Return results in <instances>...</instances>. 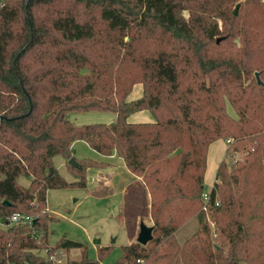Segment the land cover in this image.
<instances>
[{
  "label": "trees",
  "instance_id": "trees-1",
  "mask_svg": "<svg viewBox=\"0 0 264 264\" xmlns=\"http://www.w3.org/2000/svg\"><path fill=\"white\" fill-rule=\"evenodd\" d=\"M89 110L117 118H69ZM142 110L153 120H129ZM218 139L230 140L233 165L221 162L211 188L213 235L203 193ZM77 140L124 159L136 177L127 198L154 221L148 244L123 245L109 264H264V0H0V264L99 263L49 259L83 244H49L48 190L86 187L88 169L109 165L77 157ZM16 211L32 222L12 224ZM197 212L201 242L179 245L174 233ZM98 249L102 261L111 246Z\"/></svg>",
  "mask_w": 264,
  "mask_h": 264
},
{
  "label": "rangeland",
  "instance_id": "rangeland-1",
  "mask_svg": "<svg viewBox=\"0 0 264 264\" xmlns=\"http://www.w3.org/2000/svg\"><path fill=\"white\" fill-rule=\"evenodd\" d=\"M236 7L237 5L233 7L234 10ZM141 88V84H137L129 97L133 99L137 95L140 96ZM227 110L232 116H236V111L229 102L227 103ZM141 114H149L151 120L153 119V115L146 110L143 113L136 112V114H132L129 120L136 119ZM69 118L77 125L111 123L116 120L117 114L112 111L101 110L73 111L69 114ZM77 141L79 142L75 145L76 153H78L77 157L95 159L96 155L99 156V153L88 146L85 141ZM239 154H236L234 158L239 157ZM232 157L233 155L229 153L227 158L224 159L229 169L233 165ZM64 160L67 163V159L62 155L54 157V163L60 173L68 182H72L76 178L68 171ZM89 170L87 171L88 183H90ZM30 181L31 177L29 176L23 175L19 178V182L24 186H28ZM204 188L205 191L211 189L207 182L204 184ZM95 189L94 185L88 184L86 187L72 185L48 190L47 208L49 214L54 218L49 223V244L56 246V243L61 238L72 239L83 244V247L59 248L51 252L50 254L55 256L58 263L84 261L109 264L115 262L121 256L123 245L138 242L137 237L142 221L149 226L154 225L149 204L142 205L141 203L130 201L128 198L124 201L120 190L110 196H101L94 193ZM207 219L214 235L216 224L211 220L209 213L207 214ZM200 229L201 223L198 212L193 213L174 233L175 240L179 245H182L187 239H194L200 243L202 239ZM96 239H99L100 243H95ZM167 243L168 240L165 238L163 245ZM106 246H111L110 252L104 260H98V248ZM40 254L44 257L47 255L45 250L40 251ZM240 262L241 264H246L244 259L240 260ZM161 264H167V259H164Z\"/></svg>",
  "mask_w": 264,
  "mask_h": 264
},
{
  "label": "crops",
  "instance_id": "crops-1",
  "mask_svg": "<svg viewBox=\"0 0 264 264\" xmlns=\"http://www.w3.org/2000/svg\"><path fill=\"white\" fill-rule=\"evenodd\" d=\"M140 94H141V91H140ZM138 96L139 95H137V97ZM138 112L143 113V112H146V110H142ZM150 120H151V117L149 116V114H141L137 116L136 119H133L130 121L140 122V121H150ZM78 143H79L78 141H74L72 143V147L74 149L76 156H78L77 155L78 153H76L75 145H77ZM86 144L90 146L88 142H86ZM228 144L229 143L227 140L218 139L216 141H213L209 145L208 155H207V169L205 172L204 184L207 182L210 188H212L214 182L216 181V175H217V170H218L219 165L221 164V162L224 161L225 158H227ZM98 155L99 156L97 155L95 156L97 160L107 161L109 165L105 168L90 169L92 170V173H90L89 171L90 173L89 182L90 183L88 184L94 185V188H96L94 190V193L96 195H101V196H110V195H113L116 191L120 190L123 200L125 201V199H127L126 188L128 184L132 182L136 177L132 174V172L129 171V169L127 168L124 162V159L118 156L116 153L111 156H105V155H102L101 153H99ZM64 163L66 164L65 160H64Z\"/></svg>",
  "mask_w": 264,
  "mask_h": 264
},
{
  "label": "water",
  "instance_id": "water-1",
  "mask_svg": "<svg viewBox=\"0 0 264 264\" xmlns=\"http://www.w3.org/2000/svg\"><path fill=\"white\" fill-rule=\"evenodd\" d=\"M238 9H239V4L237 5L236 9L234 10V13L237 15L238 14ZM257 77H258V80H259V83H262V80L260 79L259 77V73H256ZM69 162L71 164H73L74 166H78V161L74 158H70L69 159ZM90 173H92V170H89ZM91 178V176H90ZM4 203L6 204H9V201L8 200H5ZM153 230H154V226H149L147 225L144 221H142L140 223V230H139V234H138V237H137V241L139 243H141L142 245H146L148 244L149 241H151L154 237L153 235ZM95 243H100V240L99 239H96L94 241Z\"/></svg>",
  "mask_w": 264,
  "mask_h": 264
},
{
  "label": "built area",
  "instance_id": "built-area-1",
  "mask_svg": "<svg viewBox=\"0 0 264 264\" xmlns=\"http://www.w3.org/2000/svg\"><path fill=\"white\" fill-rule=\"evenodd\" d=\"M229 141L230 140H228V142ZM210 194H211V189L208 190V191H204V193H203V200H204V206H203V208L205 209V211L207 212V214L209 212L207 205H208V202L210 200ZM9 220H10V222L12 224H20V223H26V222L31 223L32 222V218L30 217V215H26V214H23V213L18 212V211L14 212L9 217ZM49 259L57 262V259L55 258V256L53 254H49Z\"/></svg>",
  "mask_w": 264,
  "mask_h": 264
}]
</instances>
